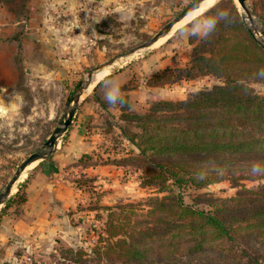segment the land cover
I'll return each mask as SVG.
<instances>
[{
    "label": "trees",
    "instance_id": "trees-1",
    "mask_svg": "<svg viewBox=\"0 0 264 264\" xmlns=\"http://www.w3.org/2000/svg\"><path fill=\"white\" fill-rule=\"evenodd\" d=\"M257 6L251 9L264 27V0ZM201 13L207 25L187 62L157 68L150 81L203 75L216 81L179 99L150 100L143 110L130 105L127 87L118 120L103 125L116 126L133 147L125 157L144 165L142 182L163 193L145 197L144 208L129 204L108 212L95 263L263 264L264 94L250 82L264 80V49L233 0H216ZM102 90L92 94L100 107L106 103ZM222 179L236 187L232 194L197 191ZM79 254L85 252L75 250L74 259Z\"/></svg>",
    "mask_w": 264,
    "mask_h": 264
},
{
    "label": "rangeland",
    "instance_id": "rangeland-1",
    "mask_svg": "<svg viewBox=\"0 0 264 264\" xmlns=\"http://www.w3.org/2000/svg\"><path fill=\"white\" fill-rule=\"evenodd\" d=\"M189 1L123 0L113 10L104 6L102 15L86 27L77 25L86 33L85 40L81 37L85 45L81 43L75 51L63 49L54 53L52 68H31L28 64L25 69L24 63L17 62L24 52L23 44L4 46V52L16 53L18 58L15 64L7 61L5 72L0 75V106L7 109L6 114L0 116V188L19 161L41 147L60 116L66 97L85 76L87 68L148 38ZM258 1L246 0V3L259 27L262 24L251 9L254 3L259 10ZM236 7L242 12L238 4ZM206 25V18L200 13L177 26L160 44L145 47L107 69L106 75L95 83L96 90L91 89L79 98L76 109L87 112L86 140L91 146L86 151H76L57 159V164L61 163L58 171L38 182L33 193L24 190V180L32 167L16 182L15 189L0 204V264H100L95 260L105 235L108 212L120 206L124 210L129 204L144 208L145 197L163 193L157 185L142 182L144 165L140 160L125 157L133 147L119 135L116 126H103L118 120L117 104L106 102L100 107L92 94L103 92L102 80L128 68L132 70L127 71L128 79L120 93L128 87L129 103L137 110H143L150 100L179 99L190 90L216 81L210 75L180 78L164 84L150 81L151 75L163 65H184L191 45ZM190 26L194 27L193 31H189ZM155 62L159 64L154 65ZM140 83L152 87L150 96L153 97L146 98L144 104L135 102L128 93ZM250 85L255 92L264 94V80L252 81ZM59 149L60 145L56 150ZM45 159L55 161L56 154L51 153ZM241 182L252 186L257 181ZM57 185H60V191L52 188ZM235 188L222 179L197 191L225 196L232 194ZM78 249L85 254L74 259L73 253ZM81 258H84L82 263L78 262Z\"/></svg>",
    "mask_w": 264,
    "mask_h": 264
},
{
    "label": "crops",
    "instance_id": "crops-1",
    "mask_svg": "<svg viewBox=\"0 0 264 264\" xmlns=\"http://www.w3.org/2000/svg\"><path fill=\"white\" fill-rule=\"evenodd\" d=\"M123 0H0V75L5 72L7 61L15 64L17 54L4 52V46L23 44L22 56L17 62L24 63L23 67L52 68L55 61L54 53L70 49L75 51L87 36L83 27L90 24L92 20L101 16V10L107 6L108 10L116 8ZM20 6L22 8H18ZM109 6V7H108ZM80 25L77 26V25ZM193 31L194 27L188 28ZM71 43V44H70ZM85 45V42L82 43ZM20 50V49H19ZM160 57V56H159ZM60 59V58H59ZM34 64H32V63ZM150 65H158L155 63ZM118 72L102 80V86L107 91L109 85H118L128 79L127 71ZM1 77V76H0ZM1 84V83H0ZM152 87L138 84L129 89L128 93L135 100L145 103L150 98ZM161 87H158V89ZM155 97V96H154ZM158 97V96H156ZM163 97V96H159ZM87 103V102H86ZM85 111L74 112L71 123L57 143L59 150H55V161L40 160L32 166L29 174L24 180V190L33 193L37 183L44 181L45 177L58 171L57 159L64 158L69 153L86 151L91 145L86 140L88 130L85 125ZM61 141V142H60ZM61 143V144H60ZM60 151V152H59ZM54 157V156H53ZM46 183H44L45 185ZM60 191V185L52 187Z\"/></svg>",
    "mask_w": 264,
    "mask_h": 264
},
{
    "label": "water",
    "instance_id": "water-1",
    "mask_svg": "<svg viewBox=\"0 0 264 264\" xmlns=\"http://www.w3.org/2000/svg\"><path fill=\"white\" fill-rule=\"evenodd\" d=\"M202 0H190L183 8H181L178 12H176L172 18H170L167 22H165L161 27H159L153 34H151L148 38L126 48L121 52H117L108 58L98 62L97 64L87 68L85 71V76L78 80L74 89L70 93L68 97H66L64 104L62 106L61 114L56 120V123L51 128L47 137L43 141L40 148L35 149L29 152L26 156H24L13 168L12 172L4 182L3 186L0 188V204L5 201V199L11 193V187L18 179L21 171L32 161L36 160L40 161L47 158L51 153H53L57 148V143L68 125L72 121V117L76 110L79 97L83 92L84 88L89 84L92 80V75H94L97 71L111 66L112 64L118 62L119 60L131 55L135 51L140 48H145L151 45L154 41H156L160 36L168 33L175 22L180 20L184 15H186L190 10L198 7ZM242 12L240 13V17L245 25L246 29L250 32V34L254 37L256 42L264 49V27L262 25L256 26L254 23V19L252 13L246 3V0H236ZM256 31H259L261 37L256 36Z\"/></svg>",
    "mask_w": 264,
    "mask_h": 264
},
{
    "label": "bare ground",
    "instance_id": "bare-ground-1",
    "mask_svg": "<svg viewBox=\"0 0 264 264\" xmlns=\"http://www.w3.org/2000/svg\"><path fill=\"white\" fill-rule=\"evenodd\" d=\"M216 0H202L200 5L192 10H190L186 15H184L180 20H178L177 22L174 23V25L172 26V29L166 33L163 36H160L156 41H154L151 45H149L148 47L151 46H155L157 44H160L167 36H169V34L177 27L180 26L188 21H190L191 19H193L195 16H197L198 14H200L205 8H207L208 6L210 7L211 4L215 3ZM234 2H236V5L238 4L236 0H233ZM240 8V7H239ZM256 36L259 38L261 37L259 31H256ZM143 48L138 49L137 51H135L134 53H132L131 55L119 60L118 62L114 63L117 64L119 62H122L123 60H125L126 58H129L132 55H135V53L139 52L140 50L142 51ZM114 64H112L111 66L105 67L99 71H97L94 75H92V80L89 82V84L86 86V88H84L83 92L81 93L79 98H82L83 96H85L86 94L89 93V91L92 89V86L98 82L99 80H101L107 73V69L111 68ZM105 70V71H104ZM36 162V160L32 161L31 163H29L20 173L18 179L15 181V183L12 185L11 187V192L15 189V184L18 180L23 179V177L25 176L26 170H28V168H31L34 163Z\"/></svg>",
    "mask_w": 264,
    "mask_h": 264
},
{
    "label": "clouds",
    "instance_id": "clouds-1",
    "mask_svg": "<svg viewBox=\"0 0 264 264\" xmlns=\"http://www.w3.org/2000/svg\"><path fill=\"white\" fill-rule=\"evenodd\" d=\"M107 87V91L104 94V99L107 103H109L110 105H114L117 103L123 104L124 98L122 97L121 93H120V89L118 85H109L106 86ZM16 98L19 99V96L17 94ZM7 112V109L3 108L2 106H0V116L5 115Z\"/></svg>",
    "mask_w": 264,
    "mask_h": 264
}]
</instances>
